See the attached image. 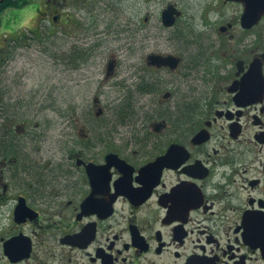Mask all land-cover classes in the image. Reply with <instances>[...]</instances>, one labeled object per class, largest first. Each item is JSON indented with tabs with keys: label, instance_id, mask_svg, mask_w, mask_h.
Segmentation results:
<instances>
[{
	"label": "flooded vegetation",
	"instance_id": "flooded-vegetation-1",
	"mask_svg": "<svg viewBox=\"0 0 264 264\" xmlns=\"http://www.w3.org/2000/svg\"><path fill=\"white\" fill-rule=\"evenodd\" d=\"M129 1L139 75L48 159L0 95V264H264V0ZM33 2L102 71L119 1Z\"/></svg>",
	"mask_w": 264,
	"mask_h": 264
},
{
	"label": "rangeland",
	"instance_id": "rangeland-1",
	"mask_svg": "<svg viewBox=\"0 0 264 264\" xmlns=\"http://www.w3.org/2000/svg\"><path fill=\"white\" fill-rule=\"evenodd\" d=\"M118 1L121 4V30L116 35L108 36L102 18L104 47L105 50L112 49L100 57L103 66L102 71L98 70L97 73L90 71V68H95L90 67L93 59L87 61L85 56L76 59L73 51L69 56L64 34L51 26L50 19H39L38 5L33 0L22 7L0 11V95L6 98L8 114L18 117L12 121L14 127L24 124L27 128L44 129L45 140L41 139L44 146L40 153L47 155L45 159L51 154L48 150L52 136L62 138L59 134L63 128L80 127V115L93 108L94 96H98L102 106L107 109L123 93L116 83L121 79L132 82L139 75L137 69L145 53L143 48L134 44L141 42L139 39L134 43L129 42L136 38L133 31L129 32L131 26L127 15L130 1ZM154 21L157 22V18ZM112 53L118 58L117 77L109 81L103 77ZM70 63L75 66L86 63L89 68L82 69L83 65L68 68ZM17 99L18 103L10 104V101ZM72 107L76 116L70 124L67 119ZM28 159L32 160V153Z\"/></svg>",
	"mask_w": 264,
	"mask_h": 264
},
{
	"label": "trees",
	"instance_id": "trees-1",
	"mask_svg": "<svg viewBox=\"0 0 264 264\" xmlns=\"http://www.w3.org/2000/svg\"><path fill=\"white\" fill-rule=\"evenodd\" d=\"M13 1V0H12ZM16 1V0H15ZM14 1V2H15ZM14 2H12V3H8V2H4L3 4H1L0 5V11L2 10V8H4V6H7V5H11V4H13V5H15V6H21L22 5V3H21V0L18 2V3H14Z\"/></svg>",
	"mask_w": 264,
	"mask_h": 264
}]
</instances>
